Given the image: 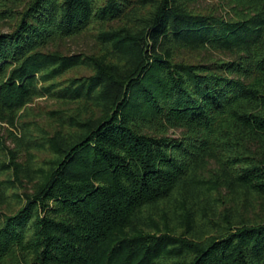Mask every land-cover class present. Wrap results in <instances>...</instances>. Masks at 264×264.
I'll return each mask as SVG.
<instances>
[{
    "label": "trees",
    "instance_id": "trees-1",
    "mask_svg": "<svg viewBox=\"0 0 264 264\" xmlns=\"http://www.w3.org/2000/svg\"><path fill=\"white\" fill-rule=\"evenodd\" d=\"M0 264H264V0H0Z\"/></svg>",
    "mask_w": 264,
    "mask_h": 264
},
{
    "label": "rangeland",
    "instance_id": "rangeland-1",
    "mask_svg": "<svg viewBox=\"0 0 264 264\" xmlns=\"http://www.w3.org/2000/svg\"><path fill=\"white\" fill-rule=\"evenodd\" d=\"M81 48H86V42L83 41V40H77V41H74V42H71V49L72 50H80ZM37 101H40L41 102V105L42 106H48V105H51L52 101H47L46 99H39Z\"/></svg>",
    "mask_w": 264,
    "mask_h": 264
}]
</instances>
